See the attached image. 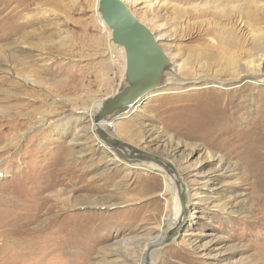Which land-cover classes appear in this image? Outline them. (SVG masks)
<instances>
[{
    "label": "rangeland",
    "instance_id": "obj_1",
    "mask_svg": "<svg viewBox=\"0 0 264 264\" xmlns=\"http://www.w3.org/2000/svg\"><path fill=\"white\" fill-rule=\"evenodd\" d=\"M98 2L0 0V264H143L170 220L162 174L102 159L81 129L122 74ZM124 2L155 35L159 24L174 35L160 43L185 63L180 74L213 71L203 61L221 43L264 78V0ZM142 102L117 119L122 138L172 158L207 198L151 263L264 264V82H202Z\"/></svg>",
    "mask_w": 264,
    "mask_h": 264
},
{
    "label": "bare ground",
    "instance_id": "obj_2",
    "mask_svg": "<svg viewBox=\"0 0 264 264\" xmlns=\"http://www.w3.org/2000/svg\"><path fill=\"white\" fill-rule=\"evenodd\" d=\"M99 14H100V12H99ZM163 27H164V25H162V24L158 25L159 34H157V35H155L154 31L150 27L149 28L154 33V35H155V37L159 43H160L161 39H164L169 44V47H173L174 45L172 44V40H174V35L171 34V32H166V31L163 32ZM110 38H111V33H110ZM229 42H230L229 43L230 45L233 44V41H229ZM14 44L20 45L18 47L22 50L25 49V48L23 49V47L27 48L29 45H32V44H30V42L27 38V33H23L20 36L16 37L14 39ZM21 45H25V46H21ZM217 48H218V52H217L218 56H217V54H214L213 51L208 50V51H206L208 53H207V55L203 61V63H205L207 65V67H208L207 69L208 70L212 69L213 71H210L208 73H204L201 75H196V74L194 75L193 74L191 76L186 74V73L180 74L178 72V70L185 63H183V62L177 63V60H175L173 57H171L170 53H168L167 50L164 48L165 52L167 53V55L169 56V58L172 62V67H173L172 73H168V74H173V76L171 78L169 85H167L166 87H163V88L156 89L154 91L155 92H157L158 90L164 91V90H168L171 88L184 89L189 85H197V84H200L202 82H203V84H208V83H212V82L216 81L219 84H224V83H228L230 81L244 80V79H246L247 81H250L251 83H256V84L260 83V82H264L263 73L260 70L259 65L254 64L255 63L254 61L249 60V59H248V61L243 60L237 53L234 52V50L232 51V49H229L230 47L222 46L221 43L219 45H217ZM110 50L112 53L117 51L119 54L118 57L120 59L124 60V49H123V47L120 46L118 48H115L112 45V48ZM33 52H32V54H34V56L36 55V57L38 59L45 57L43 52H40V51L36 52V53H33ZM12 55H14L15 58H18L14 53ZM175 57L176 58L178 57L179 59L181 58L178 54L175 55ZM207 57H208V59H207ZM218 57L219 58L221 57V59L218 60ZM217 60L219 61L220 68L216 69L217 66L214 65V63ZM154 91H152L151 93H153ZM151 93L142 97L124 115H121V116H119L113 120H108V121H96L94 119V116H93L94 115V108H95L96 104L97 103L99 104L106 97L103 99H100L99 101L94 102L95 104H94L92 109L90 108V109H86L84 111L86 113H89L90 122L88 125L83 126L81 129L84 131L87 129H89V131L90 130L92 131L90 136L95 141V144L98 147V150L95 149V151H98L101 154L100 156L102 157V159H106V161L108 160L109 162L114 163L115 165H124L125 167H129V168H140L141 170H152V171L155 170V171H158L159 173L162 174V176L164 178V185L166 186L165 190L171 195V197H170L171 208L168 210V216L170 217V220L167 223L163 224L161 227L162 228V235L163 234L165 235L169 230H173L175 228L177 229V227L183 221L184 216L187 215L189 213V211L193 208V205L205 204V203H207V198H205L204 196L201 195V191H195L193 189V185H190V183H188L186 181L185 177L182 176V174L179 170L180 169L179 166L176 164L175 161L171 160L172 158L170 159L166 156L172 162V166H170V168L165 166L164 164L154 162L153 159L152 160L142 159V157H144V155L147 152L154 153V154H156V152L148 149L145 146L139 145V144L134 143V142L132 143V142L127 141L126 139L122 138L117 127H115L116 121L118 118L127 117L128 115H131L134 112L144 111L143 108H141V104L143 103L142 100H144L146 97H148ZM102 127H105V129H107V132L110 133L111 135L113 134V137L117 136V139H119L122 143H125L127 148L125 147L124 151H123L120 148L117 149V148H112V147L108 146L105 143V140H102L100 138L99 134L97 133V129H98V131H100V129ZM75 135H79V132H76ZM4 139H7V138H5V136H4V138H2V140L4 141ZM72 140H73V142H75V144H80V142H81V141L79 142V138H77L76 136L73 137ZM119 140H118V142L121 143ZM122 147H123V145H122ZM128 152H131L132 155H134L137 158L128 157L129 158L128 159L127 158ZM173 155H175L174 152H173ZM229 166H230V164H228L227 162L226 163L224 162V164H221L222 171L228 169ZM109 168H111V166H109ZM169 169L170 170L172 169V171L173 170L175 171V169H176V171L178 172V176H175V172L174 173L169 172ZM195 176H197V175H195ZM202 179H204L205 183L208 182L207 177H203ZM192 180L195 181L197 179L193 178ZM204 188H205V186L203 187V189ZM180 194H184V196H185V203L184 204H182V202H181ZM83 199H84V197H83ZM225 208H226V206L222 207V209H225ZM198 210L195 212L196 213L199 212ZM160 232H161V230H160ZM160 239H161V236L159 238V234L152 236V238L148 241L147 247L151 243L160 241ZM153 252L154 251H151V255L153 254ZM143 264H144V262H143Z\"/></svg>",
    "mask_w": 264,
    "mask_h": 264
},
{
    "label": "water",
    "instance_id": "obj_3",
    "mask_svg": "<svg viewBox=\"0 0 264 264\" xmlns=\"http://www.w3.org/2000/svg\"><path fill=\"white\" fill-rule=\"evenodd\" d=\"M98 7L101 18L111 30L112 45L124 49V60L120 59L122 74L116 92L97 103L94 108L93 116L96 121H108L127 113L135 103L152 91L169 85L173 74L168 73H172L173 67L154 33L138 19L124 0H99ZM97 133L108 146L124 151L126 144L117 139V136L113 137V134L108 133L105 127L100 131L97 129ZM128 157L137 158L131 152H128ZM142 159H153L169 168L172 166L171 160L159 153L147 152ZM169 172H175V176H178L176 169H169ZM180 197L184 204V194H180ZM188 216H184L177 229L169 230L165 235L160 232V241L149 244L145 250L144 264H151L153 249L170 243L183 231Z\"/></svg>",
    "mask_w": 264,
    "mask_h": 264
}]
</instances>
